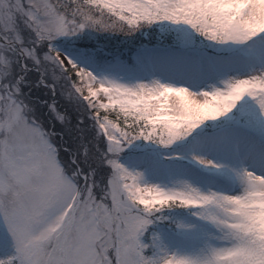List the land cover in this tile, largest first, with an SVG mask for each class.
<instances>
[{"label": "snow or ice", "instance_id": "1", "mask_svg": "<svg viewBox=\"0 0 264 264\" xmlns=\"http://www.w3.org/2000/svg\"><path fill=\"white\" fill-rule=\"evenodd\" d=\"M0 264H264V0H0Z\"/></svg>", "mask_w": 264, "mask_h": 264}, {"label": "rangeland", "instance_id": "2", "mask_svg": "<svg viewBox=\"0 0 264 264\" xmlns=\"http://www.w3.org/2000/svg\"><path fill=\"white\" fill-rule=\"evenodd\" d=\"M0 227H2V225H0Z\"/></svg>", "mask_w": 264, "mask_h": 264}]
</instances>
